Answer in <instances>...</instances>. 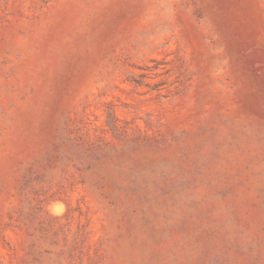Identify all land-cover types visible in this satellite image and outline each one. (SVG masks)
<instances>
[{"label":"rangeland","instance_id":"1","mask_svg":"<svg viewBox=\"0 0 264 264\" xmlns=\"http://www.w3.org/2000/svg\"><path fill=\"white\" fill-rule=\"evenodd\" d=\"M0 264H264V0H0Z\"/></svg>","mask_w":264,"mask_h":264}]
</instances>
